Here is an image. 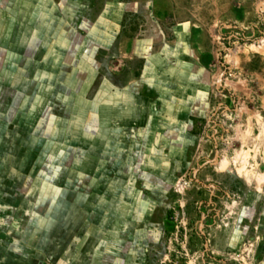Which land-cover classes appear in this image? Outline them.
I'll list each match as a JSON object with an SVG mask.
<instances>
[{"label": "rangeland", "instance_id": "rangeland-1", "mask_svg": "<svg viewBox=\"0 0 264 264\" xmlns=\"http://www.w3.org/2000/svg\"><path fill=\"white\" fill-rule=\"evenodd\" d=\"M0 16V264H264V0Z\"/></svg>", "mask_w": 264, "mask_h": 264}, {"label": "crops", "instance_id": "crops-1", "mask_svg": "<svg viewBox=\"0 0 264 264\" xmlns=\"http://www.w3.org/2000/svg\"><path fill=\"white\" fill-rule=\"evenodd\" d=\"M9 21L6 20L5 16H0V49L2 51H4V49H8L6 52L11 55L12 54V50L10 47V40H11V36H10V25H9Z\"/></svg>", "mask_w": 264, "mask_h": 264}]
</instances>
